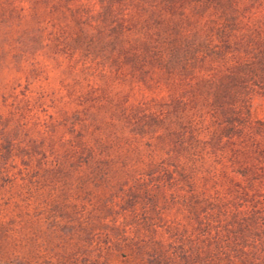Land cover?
Returning a JSON list of instances; mask_svg holds the SVG:
<instances>
[{"label":"trees","instance_id":"trees-1","mask_svg":"<svg viewBox=\"0 0 264 264\" xmlns=\"http://www.w3.org/2000/svg\"><path fill=\"white\" fill-rule=\"evenodd\" d=\"M45 1L54 47L81 74L68 139L44 141L66 151L49 172L85 176L123 218L181 215L169 220L187 227L161 240L185 256L196 247L201 264L214 243L252 253L264 207L248 192L264 177V122L252 116L264 97V0ZM17 153L10 143L1 157ZM231 212V229L214 233L212 214L223 225Z\"/></svg>","mask_w":264,"mask_h":264},{"label":"rangeland","instance_id":"rangeland-1","mask_svg":"<svg viewBox=\"0 0 264 264\" xmlns=\"http://www.w3.org/2000/svg\"><path fill=\"white\" fill-rule=\"evenodd\" d=\"M53 3L0 0V264H201L196 247L185 256L182 246L161 240L187 227L169 220L181 215L159 211L123 218L103 210L105 196L85 176L49 172L66 151L44 141L68 139V116L78 108L72 91L81 75L71 74L66 54L46 29ZM252 116L264 122V97L254 98ZM10 143L24 153L7 162L1 153ZM248 192L264 194V177ZM259 210L260 245L242 257L214 243L206 264H264V207ZM220 217L211 216L214 233L228 224L231 229L227 221L236 214L225 215L223 225Z\"/></svg>","mask_w":264,"mask_h":264}]
</instances>
